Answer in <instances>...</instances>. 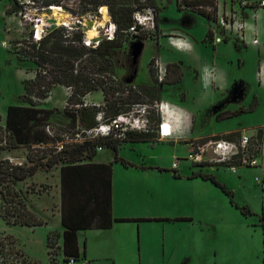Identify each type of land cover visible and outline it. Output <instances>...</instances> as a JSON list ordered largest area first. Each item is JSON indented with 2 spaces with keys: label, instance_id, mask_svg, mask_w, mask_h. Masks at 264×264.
<instances>
[{
  "label": "crops",
  "instance_id": "crops-1",
  "mask_svg": "<svg viewBox=\"0 0 264 264\" xmlns=\"http://www.w3.org/2000/svg\"><path fill=\"white\" fill-rule=\"evenodd\" d=\"M213 1L221 7L236 8L238 5V0ZM159 5L165 6L162 3ZM197 14L204 17L208 23L201 36L185 27H171V30L164 28L162 17L159 19V26L162 29L177 35L183 34L180 35L181 38L178 37L181 49L178 50L169 42L165 44L161 40L159 53L163 60L162 54L166 51V63L176 62L183 74L179 82L164 83L161 86L163 87L161 101L179 106L186 113L185 123L179 134L174 131L170 113H164L172 125L171 136L162 137L157 133L151 141L122 142L117 150L104 147L97 151L94 157L76 162L60 161L49 168L41 167L35 174L17 183L20 187L22 183L32 180L35 183L50 185L49 190L44 192L50 200L47 205L41 204L42 196L32 197L33 193H29L28 207L39 217L42 216L44 223L20 226L29 228L48 226L50 229L47 240L49 234L57 233L62 255L61 261L57 260V264H64V232L68 227L63 223V217L69 226L79 228L76 230V243L81 260L102 264H132L136 260L142 264L143 256L158 255L183 256L187 264L191 256H194L192 249H183L178 254V239H172V236L179 235L180 231L182 236L179 239L184 242L190 234L193 244L194 228L195 230L198 226L201 228L202 223L212 225L208 214L211 210L218 209L213 200H218L217 196L221 195V192L211 180L195 173L213 174L227 188L230 186L227 185L225 178L210 168H191L187 171L186 165L183 164L185 160L183 156L205 137L231 132L246 133L248 129L257 130L264 127V121L252 118V115L262 105L264 106V88L257 84V71L260 61L264 58V10L259 11L256 21L260 29V44L244 42L235 37L216 41L219 32L214 22L202 14ZM168 44L172 49L164 46ZM184 45L188 47L184 48ZM205 66L213 69V75L216 77L215 82L207 89L201 81V70ZM248 66H251L252 70L250 77L242 72ZM29 70L27 73L31 75L23 80V85L26 79H33L36 76V71ZM242 88L245 90L244 94L241 93ZM91 94L86 95V98L89 99ZM253 98L257 100L254 109L233 117L217 118L222 112L248 107ZM10 105L29 104L19 102L9 104L6 116ZM39 107L42 106L39 104ZM56 119L58 117L53 113L51 120L57 121ZM65 123L67 122L62 125ZM49 144L41 143L33 147L43 148ZM20 147L22 146L12 150ZM108 149L112 152L102 153ZM177 155L180 156L179 166L172 168ZM117 156L121 159H117ZM5 157L18 164L28 161L27 155L13 157L10 153ZM197 165L217 167L206 162ZM49 171L52 181L46 175ZM238 175L242 176L241 173ZM41 176L43 177L39 178ZM118 179L121 180L120 184ZM222 200L224 201L223 198ZM150 232L151 235L148 236ZM88 234L92 239L99 241V246L94 245L97 249L90 245ZM69 244L68 248H71L73 245L71 240ZM172 257L167 262L163 259L161 264H172Z\"/></svg>",
  "mask_w": 264,
  "mask_h": 264
},
{
  "label": "rangeland",
  "instance_id": "rangeland-1",
  "mask_svg": "<svg viewBox=\"0 0 264 264\" xmlns=\"http://www.w3.org/2000/svg\"><path fill=\"white\" fill-rule=\"evenodd\" d=\"M15 2L20 4L19 10L22 12L7 13L8 8L15 4ZM158 2L164 4L165 6L160 5L158 11L155 10L157 29L155 31L146 33L143 32L142 34H139L147 35L145 38L132 37V35L129 34L128 41L123 45V47L119 48L112 54L116 64L117 77L126 84H147V82L154 84L155 81L150 75L149 68H153L156 77L158 75L157 60H161L166 65L168 64L165 61L167 59L166 51H163V60L159 53L161 50V40H163L162 42L165 44H167L170 40L171 33L169 30L172 29L171 27L176 28V26H179L189 28L191 31H194V34L197 36H201L206 30L208 24L207 20L193 11L180 10L181 7H178L177 4L178 0H158ZM71 5L72 4L70 3V6ZM60 7V9H43L40 7V3L37 1L35 2L34 0H0V158H7L5 156H8L10 153L13 155V157H22L27 155L29 151H31V154L36 159L45 155L49 156L53 151L56 150L54 145L59 140L64 139V134L73 137L75 136L76 131H82L84 128L80 126L79 123H76L75 125L69 124L71 122V117L69 116L68 111H64L69 97L67 93V86L56 84L52 90H50L48 97L44 99L33 97L34 100L39 102L40 106H53L55 109L59 110L55 112V116L57 115L58 117V119H56L57 121H52L55 124L51 126L54 135H51L53 138L49 146L45 145L43 148L36 146V149L22 146L17 150L4 148L5 146L9 145L7 144V141L10 139L9 132L6 129L7 106L17 102L28 104L26 98H24L23 80L31 75V73H27L30 71L29 69L36 71L37 68L36 64L30 59H20L18 54H15L16 50L23 46V42L20 41H22L24 38L33 39L35 24L40 23L44 28H46V30H48L47 32H51V30L55 27H66L64 26V22L66 24H70V27L66 28L72 29L71 27L74 26L76 29L77 24L74 23L76 21V16H73L62 6ZM108 14V17L104 19V14L99 10L95 17L85 19L83 24L85 35H89V37L94 38V40H102L104 38L105 29L108 26V20H110L112 23H115L117 27V23L112 18L109 10ZM160 17H162L163 21L162 27L170 28L169 30L162 29L159 26ZM92 26H95V35L90 36L89 29H91ZM124 34L127 36V33ZM5 41L9 43V46L11 44V48L9 46H4L3 42ZM164 46L168 49H172L169 44ZM152 59H154V61L150 62ZM251 71V66H248L245 71L242 70V72H244L247 77H250ZM161 89H163V87H161ZM129 91L130 89L125 91V96L129 94ZM241 93H245L243 88L241 89ZM84 98L82 99L83 101ZM86 100L88 103L97 104L96 106L99 108L98 111H103L105 117V110L103 107H100L104 104L102 103L104 97L101 90L93 91L89 99L86 98ZM144 100L146 103H135L131 106V109L133 106H137V104L147 105V115L150 119L151 127L150 132L157 136L158 132L156 127L160 121L157 120V117H160L161 119L162 116L160 109L155 107L154 104L156 102L160 103V101L152 102L149 97H145ZM125 107H128V105H125ZM252 118L257 121L259 119L264 121L263 105L258 111L254 113V115H252ZM64 122L67 123L62 125ZM257 131L258 129H248L245 134L249 135L251 141H253ZM242 134L243 132L241 135ZM87 138L88 137H86V133L81 132V137L79 140L83 142L87 140ZM211 139H207L204 142H198L205 143ZM77 142L80 141L66 143L65 147ZM252 147V149H249V151L245 152L244 154L247 160H250V158L253 156L261 157L263 154V145L254 143ZM110 152H112V150L108 149L102 153L109 154ZM183 158L185 159L183 160V164L186 165L187 171L191 168L200 169L205 167L214 170L216 173H218V175H221L223 178H225L227 185L230 186L228 190L233 192L234 203L231 202L229 195H227L219 187L221 195L217 196L218 200H213L218 209L215 208L208 214L212 225H206L202 223L201 228L199 226L196 227V230L194 228L192 231L193 244L190 240V234H188L189 237L184 242L179 239L182 236L180 231L179 235L172 236V239H178V254L181 253L183 249H192L194 256H191V259L187 261V264H264L263 168L260 166L253 167L251 165H247L239 168L238 173H233L227 166H223L224 164H218L215 161H205L208 165L217 166L211 168L210 166L208 167L206 165H197L189 159H186L185 155ZM237 160L238 157L232 160V163L237 162ZM50 172L51 171H49L47 174H43L48 175L52 181L53 178L51 177ZM239 173L242 174L241 177H239ZM42 177L43 176L39 178ZM116 177L118 178V174ZM118 183L120 184L121 180L119 181L118 179ZM17 186V188H21L23 193L26 195L27 204L30 203L29 193H33L34 196L32 197L42 196V205H47L50 202L44 193L45 191L49 190L50 185L48 183L39 184L31 180L22 183L20 187L19 185ZM33 203H35V201H33ZM37 217L44 221L42 216L39 217L37 215ZM49 229L50 228L48 226L29 228L20 225L9 224L3 219L0 211V240L5 242V246L7 245L6 243L13 244L19 250L20 254L25 256L26 260L31 261L30 264H35L32 263L34 261L40 262L38 264H57V260L61 261V246L59 245V241L57 239V233H51L49 240H47ZM150 235L151 232L148 236ZM203 236L204 238H202ZM88 238L90 245L93 246V249H97V246L100 245L99 241L97 239H92L91 235L89 236V234ZM83 245L84 239L82 235L81 246ZM2 253L5 256L7 255L4 252V247L3 250H0V254ZM171 257L172 256L159 255L143 256L142 264H161L163 259H166L165 261L167 262ZM184 260L185 259L183 256H174L172 257V264H186ZM87 262L88 261L81 260L76 264H86ZM132 264L141 263L140 261L136 260V262H133Z\"/></svg>",
  "mask_w": 264,
  "mask_h": 264
},
{
  "label": "trees",
  "instance_id": "trees-1",
  "mask_svg": "<svg viewBox=\"0 0 264 264\" xmlns=\"http://www.w3.org/2000/svg\"><path fill=\"white\" fill-rule=\"evenodd\" d=\"M40 3V7L47 9L51 5L62 6L73 16L84 19L90 16H96L99 8L107 6L109 13L117 23V30L113 39L103 38L96 47L86 46L83 42L84 31L81 28L69 29L66 27H55L46 34L41 40L35 41L32 38H24L23 46L16 50L20 59L28 58L36 64V76L33 79L24 81V98L29 105H10L7 110L6 129L9 132V141L4 148H15L26 146L36 149L33 145L41 143H51L52 136L48 134L47 126L55 125L51 117L53 113L59 111L55 108L39 107V102L33 99L46 98L50 90L56 85H64L72 88V93L68 97L67 105L64 111L69 112L71 117L70 125L79 123L85 129L93 128L96 124V114L99 110L96 105H80L83 98L95 90H101L104 97L103 107L105 118L114 117L121 112L131 109L135 103H146L145 97L151 101H161V87L158 83V76L155 77L153 68L150 67V75L154 79V84H126L117 77V69L112 54L123 47L128 41L129 33L125 36V30L133 23V13L147 6L155 7L158 11V0H34ZM213 0H185L189 10L204 15L211 20L212 16L206 10L196 7L199 3H212ZM70 3L72 4L70 6ZM178 7L182 8L180 2ZM20 4L15 2L7 13H19ZM158 17V16H157ZM78 27L81 24H77ZM74 27V26H73ZM210 35V33H207ZM131 35V34H130ZM132 37L145 38L147 35L134 34ZM152 59L150 62H153ZM180 66L176 62L167 64V75L164 83H176L182 79ZM125 96V91L129 90ZM128 105V107H125ZM257 105L256 98L246 108L234 111H225L218 114L217 118H228L238 115L244 111H250ZM72 113V114H70ZM160 120V117H157ZM68 124V125H69ZM240 132H231L217 134L205 137L199 141L204 142L207 139L225 138L236 140L240 137ZM156 137L152 132H130L123 140L96 138L94 140H85L83 142L72 143L64 147L59 152L53 151L49 156L35 158L31 151L27 154L28 161L18 164L9 158H0V211L3 219L9 224L35 226L42 225L44 221L32 212L27 204V197L22 189L17 188V183L27 177L35 174L41 167L49 168L58 164L60 161L76 162L87 157H94L97 154V147H112L118 149V146L125 141H151ZM1 141V140H0ZM260 144L264 147V127H259L255 139L250 142L249 149L253 144ZM29 150V149H28ZM238 157L240 163L242 154ZM117 159H121L117 156ZM123 160V159H122ZM264 171V150L262 154ZM124 161V160H123ZM225 165V164H224ZM204 179L211 180L220 187L231 202L233 201V192L220 183L213 174L198 173ZM6 204V205H5ZM123 220V219H120ZM63 223L68 227L64 232V263L70 257L77 261L81 260L76 243V230L78 227L69 226L64 217ZM50 237V234H49ZM49 240V239H48ZM72 241L71 248H68L69 241ZM38 264L37 262H34ZM52 264V263H50ZM56 264V263H54Z\"/></svg>",
  "mask_w": 264,
  "mask_h": 264
},
{
  "label": "built area",
  "instance_id": "built-area-1",
  "mask_svg": "<svg viewBox=\"0 0 264 264\" xmlns=\"http://www.w3.org/2000/svg\"><path fill=\"white\" fill-rule=\"evenodd\" d=\"M182 8L189 10L191 7H188L185 3V0H178ZM54 6V5H51ZM49 6L48 8L52 9ZM196 7L202 8L209 12L212 16V21L214 22L217 31L219 32V37L215 38L216 41H221L226 37H235L239 40L246 41L252 44H260L261 36L260 29L256 21L258 19V13L260 10H264V0H238V5L234 7H221L217 2L212 3H199L196 4ZM61 8V7H60ZM99 10L102 12L101 7ZM22 12V11H20ZM103 13V12H102ZM109 15V14H108ZM95 16H90L87 18H92ZM79 19L76 17L74 23L81 24L80 27L76 26V29L81 28L84 31L83 42L86 46L96 47L100 39L94 40V38L85 35V30L83 27L85 19ZM252 21V22H251ZM254 21V22H253ZM108 26L104 32V38L113 39L116 34V24L107 21ZM40 25V29L38 28ZM35 24L33 39L35 41L41 40L48 30L43 27L40 23ZM64 26L70 27V24L64 22ZM74 29L75 27H71ZM48 29V28H47ZM70 29V28H69ZM157 29V18L155 15V8L153 6H147L142 9H138L133 13V23L125 30L126 33L131 35L142 34L143 32H151ZM182 34L177 35L176 33H171L170 39H175L178 42V37ZM5 47L9 46V43L3 42ZM11 48V44L9 46ZM158 68V85L162 86L163 81L167 75V65L164 64L161 60H157ZM257 82L264 88V58L260 61L259 68L257 71ZM67 93L70 96L72 90L70 87H67ZM85 101V102H84ZM82 104H77L75 107L80 105H97L88 103L86 97L84 98ZM164 101L160 103L156 102L155 107L160 109L161 119L157 124L156 130L158 134L162 137H168L172 135V125L169 121V117L165 114L169 113L168 109L163 108ZM147 105L146 104H137L133 106L132 109L121 112L114 117H104L103 111H98L96 114L97 124L90 129L83 128L82 131H76L75 136L70 137L67 134H64V139L59 140L55 145V151L59 152L63 150L66 143L72 141H80L81 132L86 133L87 140H94L96 138H109V139H118L123 140L127 137L130 132H150V119L147 115ZM80 127V126H78ZM47 131L50 135H54L53 129L51 126H47ZM251 138L249 135L243 133L240 135L238 140H229L225 138L211 139L205 143H196L192 146L191 150L186 154V159H189L193 163L201 164L205 161L213 162L215 161L218 164H225L231 172L238 173L239 168L251 165L253 167L260 166L263 168L262 156L257 157L253 156L250 160H247L244 156L245 152L249 151V145ZM104 146H98L97 151L102 150ZM210 154V155H209ZM242 154V159L240 163H232V160L236 159L235 156ZM180 162V157H176V160L172 163L173 168H178ZM0 240V250H3L7 254L6 256L2 253L0 254V263L3 264H30V260H26L25 256L20 254L19 250L11 243H6ZM78 261L74 257H70L65 264H76ZM86 264H102L101 262H87Z\"/></svg>",
  "mask_w": 264,
  "mask_h": 264
},
{
  "label": "clouds",
  "instance_id": "clouds-1",
  "mask_svg": "<svg viewBox=\"0 0 264 264\" xmlns=\"http://www.w3.org/2000/svg\"><path fill=\"white\" fill-rule=\"evenodd\" d=\"M169 44L172 45L173 47H176L178 50L181 49V44L175 39H170ZM183 47L187 48L188 45H184ZM213 71H214L213 69L207 66H205L201 70V81L205 89H207L209 85L214 83L216 80V77L213 75ZM163 108L169 110V113L172 117V123L174 125V131L176 134H179L184 126L186 113L179 106L170 105L168 102L164 103Z\"/></svg>",
  "mask_w": 264,
  "mask_h": 264
},
{
  "label": "bare ground",
  "instance_id": "bare-ground-1",
  "mask_svg": "<svg viewBox=\"0 0 264 264\" xmlns=\"http://www.w3.org/2000/svg\"><path fill=\"white\" fill-rule=\"evenodd\" d=\"M52 7V9H60V6H56V5H54V6H51ZM101 10H102V12H103V14H104V19L105 18H107L108 17V8L106 7V6H102L101 7ZM108 20V19H107ZM96 24V23H95ZM93 25H94V23H93ZM96 26V25H95ZM95 26H92L91 27V29H89V34H90V36H93V35H95V32H94V29H95ZM38 28L40 29V25L38 24Z\"/></svg>",
  "mask_w": 264,
  "mask_h": 264
},
{
  "label": "water",
  "instance_id": "water-1",
  "mask_svg": "<svg viewBox=\"0 0 264 264\" xmlns=\"http://www.w3.org/2000/svg\"><path fill=\"white\" fill-rule=\"evenodd\" d=\"M91 24V23H90Z\"/></svg>",
  "mask_w": 264,
  "mask_h": 264
}]
</instances>
